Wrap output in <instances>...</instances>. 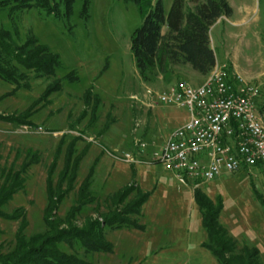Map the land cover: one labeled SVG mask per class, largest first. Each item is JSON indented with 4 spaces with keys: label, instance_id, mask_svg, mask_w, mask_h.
I'll list each match as a JSON object with an SVG mask.
<instances>
[{
    "label": "rangeland",
    "instance_id": "1",
    "mask_svg": "<svg viewBox=\"0 0 264 264\" xmlns=\"http://www.w3.org/2000/svg\"><path fill=\"white\" fill-rule=\"evenodd\" d=\"M6 1L0 0V11L6 9L0 14V38L25 65L0 46V63L24 85L16 90L0 77V180L2 169L35 162L3 212L24 209L28 237L80 231L122 212L137 194L119 204L117 193L136 185L147 197L128 215L133 224L102 229L111 250L86 252L79 241L61 243L60 250L91 264H223L206 246L204 215L194 194L199 187L214 205L221 204L219 222L237 244L233 254L248 246L264 264V165L186 185L162 163L151 162L152 153L189 120L186 107L159 104L158 94L180 80L199 85L208 75L194 78L188 66L177 65L166 77L141 78L131 51V35L143 23L140 5L135 0H73L68 10L60 0H51L58 3L57 11L33 7L10 16ZM228 1L235 23L223 19L211 28L217 62L258 86L262 105L264 0ZM172 3L164 0L166 11ZM31 36L35 41L27 40ZM53 53L62 68L50 63ZM70 143L77 153L87 152L73 189L66 190L65 181L58 191L67 192L65 197L47 214L54 222L51 228L44 221L47 179L51 172L58 185ZM127 152L138 162L126 161ZM88 179L91 191L77 202L79 187ZM22 221L0 217V255L15 248Z\"/></svg>",
    "mask_w": 264,
    "mask_h": 264
},
{
    "label": "trees",
    "instance_id": "2",
    "mask_svg": "<svg viewBox=\"0 0 264 264\" xmlns=\"http://www.w3.org/2000/svg\"><path fill=\"white\" fill-rule=\"evenodd\" d=\"M60 1L66 4L68 10H70L73 0ZM135 2L140 5L143 23L131 35V51L135 65L144 81H149L153 76L159 74L166 77L172 74L174 66L187 64L199 74L204 76L209 75L217 64L216 54L211 44V28L221 17L232 16L233 8L228 0H173L169 11L165 9L164 0H135ZM4 5L12 7L8 11L10 16L14 14V10L30 9L33 7L45 8L48 11L58 10V3L55 1L52 4L51 0H7L4 2ZM5 10L0 11V14ZM165 28L167 29L166 31H164ZM34 38L31 36L27 40H31L32 42L35 41ZM0 46L3 47L6 53L14 56L13 61L16 60L25 65L23 60L19 61L20 58L12 52V46L5 43L1 38ZM47 50L44 49V51ZM53 54L54 57L51 56L49 58L50 63H57V66L62 68L59 56L55 53ZM229 71L231 72L230 68ZM12 75L13 73L10 70H6L0 63L1 78L15 85L17 87L15 88L16 90L24 86L20 77ZM86 152L87 148L82 153H77L75 144L70 143L64 161L63 174L58 185L51 179V172L48 175L47 190L49 203L44 212L46 213L44 221L51 228L54 226V222L48 218L47 214L50 212L53 204L55 206L59 205L65 197L67 192H58L63 187L65 181H68L66 190L71 191L73 189L78 175L80 160ZM34 162H29L20 168L12 165L8 169L1 170L0 217L8 220L23 218V221L15 236V248L5 256L0 255V264H91L83 258L60 250L59 244L69 243L73 245L79 241L86 252L111 250V245L107 244L104 240L103 227L107 224L113 227L133 224L132 219L128 215L131 216V213L137 212L138 207L147 197V195H144L138 189V186L132 185L128 189L117 193L120 194L117 201L119 204H123L126 197L132 192L137 194L136 199L126 204V207L122 211L124 213L119 210L115 215L111 216L110 220L102 223V225L101 223L99 225L92 223L87 229L80 231H67L63 229L55 235L48 237L41 232L28 237L25 230L24 209L18 208L12 214L6 215L2 207L5 206L18 190L24 187L26 181L25 174ZM244 169L248 168L245 167ZM90 187V179L81 183L77 202L85 199L91 191ZM194 194L204 215L205 227L208 234L206 245L208 249L223 264H262L259 252L248 246H243L238 254H233L237 250V244L219 222V214L222 209L221 204L214 205L200 192L199 187L194 188ZM113 202L116 205L114 200ZM54 209L56 208L54 207ZM71 212H74L73 207ZM120 213L126 215L125 221ZM226 253L230 257L225 256Z\"/></svg>",
    "mask_w": 264,
    "mask_h": 264
},
{
    "label": "built area",
    "instance_id": "3",
    "mask_svg": "<svg viewBox=\"0 0 264 264\" xmlns=\"http://www.w3.org/2000/svg\"><path fill=\"white\" fill-rule=\"evenodd\" d=\"M260 88L216 64L199 85L180 80L158 94L163 104L186 107L189 120L175 128L151 162H160L179 181L199 184L224 173L264 165V115ZM146 144L142 143L141 147ZM128 162H138L125 153Z\"/></svg>",
    "mask_w": 264,
    "mask_h": 264
},
{
    "label": "crops",
    "instance_id": "4",
    "mask_svg": "<svg viewBox=\"0 0 264 264\" xmlns=\"http://www.w3.org/2000/svg\"><path fill=\"white\" fill-rule=\"evenodd\" d=\"M223 19H226V20H230V17H221L220 19H218V21L217 22H219L220 20H223ZM232 23H235V22H233L232 20H230ZM216 22V23H217ZM167 29L165 28L164 29V31H166ZM211 44H212V41H211ZM212 47H213V44H212ZM217 64H218V62H217ZM220 65H222V64H220ZM186 66H188L189 67V72H188V74H190V76H192V77H204V75H201V74H199L197 71H195L194 69H192L191 68V66L190 65H186ZM228 68H229V66H228ZM233 74H234V72H233ZM235 75H239V76H241L240 74H238V73H235ZM204 80H205V78H204ZM203 80V81H204ZM187 81V80H186ZM176 83V82H175ZM175 83H173V84H175ZM190 83V82H189ZM201 84V83H200ZM170 86H168L167 88H169ZM167 88H165V89H167ZM158 102H159V104H162V105H167V106H173V105H168V104H163V103H161L159 100H158ZM256 103H257V107H258V109H259V111H261V113L264 115V104H262V105H260L257 101H256ZM175 107H177V106H175ZM189 116H190V114H189ZM165 143V142H164ZM163 143V144H164ZM162 144V145H163Z\"/></svg>",
    "mask_w": 264,
    "mask_h": 264
}]
</instances>
